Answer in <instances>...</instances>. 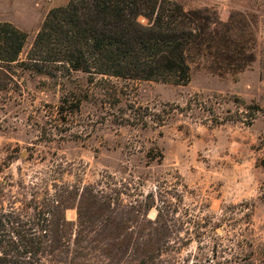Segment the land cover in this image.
<instances>
[{
	"label": "rangeland",
	"instance_id": "obj_1",
	"mask_svg": "<svg viewBox=\"0 0 264 264\" xmlns=\"http://www.w3.org/2000/svg\"><path fill=\"white\" fill-rule=\"evenodd\" d=\"M69 1L0 0L22 60ZM176 1L212 21L188 84L10 69L0 217L8 241L43 236L37 264L264 259V0Z\"/></svg>",
	"mask_w": 264,
	"mask_h": 264
},
{
	"label": "trees",
	"instance_id": "obj_2",
	"mask_svg": "<svg viewBox=\"0 0 264 264\" xmlns=\"http://www.w3.org/2000/svg\"><path fill=\"white\" fill-rule=\"evenodd\" d=\"M211 22L205 11L176 0H70L48 12L22 60L27 32L0 21V89L16 67L53 77L80 71L185 85L191 80L190 49L206 42ZM6 221L0 217V264H37L31 254L40 251L43 236L30 230L22 237L26 243L8 241Z\"/></svg>",
	"mask_w": 264,
	"mask_h": 264
}]
</instances>
